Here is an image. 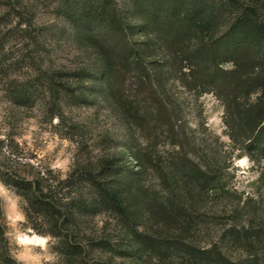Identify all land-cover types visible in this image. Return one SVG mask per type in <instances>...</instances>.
<instances>
[{
    "label": "trees",
    "instance_id": "obj_1",
    "mask_svg": "<svg viewBox=\"0 0 264 264\" xmlns=\"http://www.w3.org/2000/svg\"><path fill=\"white\" fill-rule=\"evenodd\" d=\"M0 2L22 19L17 11L21 0ZM139 11L145 18L132 23L131 17ZM58 13L72 28L77 45L93 52L95 64L44 73V89L55 103L84 104L89 96L100 93L128 121V117L134 119L128 103L164 107L157 89L162 88L168 69L186 76L200 92L211 90L226 98L234 113L226 121L228 136L243 145L246 153L256 151L264 160V0H125L123 4L73 0L60 6ZM152 25L160 27L152 30ZM2 38L0 32V65L6 62ZM228 63L232 69L224 71L221 66ZM125 73H134L129 81L139 90L132 102L128 95L116 92L117 84L126 82ZM256 90L261 91L256 102L242 104L241 98ZM28 98L26 90L13 92L18 105ZM174 139L179 136L175 134ZM120 159L121 166L111 157L76 162L55 185L30 164L33 171L28 176L0 167V181L22 199L27 218L46 219L50 231L38 233L55 241L54 252L64 264H84L87 248L107 252L105 264H140L148 253L159 249L160 254L167 253L171 246L191 264H264V225L224 232L222 240L244 252L238 259L220 245L198 248L181 236L168 245L166 241L171 240L141 229L151 224L177 228L180 235L190 233L197 203L221 189L216 170L201 166L181 147L166 162L147 148L131 145ZM151 176L158 181L156 190L148 182ZM104 216L111 219L116 238L106 234V227L98 232L82 229L83 220ZM7 233L0 199V264H20Z\"/></svg>",
    "mask_w": 264,
    "mask_h": 264
},
{
    "label": "rangeland",
    "instance_id": "obj_2",
    "mask_svg": "<svg viewBox=\"0 0 264 264\" xmlns=\"http://www.w3.org/2000/svg\"><path fill=\"white\" fill-rule=\"evenodd\" d=\"M71 2L21 0L17 11L22 19L0 2V32L6 60L0 65V167L28 176L32 170L30 164L55 185L76 162L95 163L111 157L121 166V154L130 145L134 149L147 148L164 162L181 147L201 166L219 173L217 184L221 189L210 192L197 203L190 233L180 235L175 231L177 228L167 230L151 224L141 229L171 240L166 241L168 245L181 236L198 248L220 245L231 258H241L244 252L240 246L226 243L222 236L232 228L264 225V160L256 151L249 155L243 145L228 136L230 129L226 121L234 116L230 103L214 91L200 92L186 76L168 69L162 77V88L157 89L164 107L142 103L135 97L139 102L128 103L134 113V119L128 117V121L118 106L100 93L89 96L84 104L55 103L44 89V73H56L63 67L79 68L82 63L95 64L93 52L77 45L72 28L58 13L60 6ZM135 18L145 17L139 11L131 17L132 23ZM151 27L153 30L160 26ZM221 68L229 71L232 65L224 64ZM125 75V84L118 83L116 92L128 95L132 102L139 90L129 81L134 73ZM24 90L29 98L18 105L12 99L13 92ZM260 94L256 90L241 98V102L253 105ZM175 134L179 139H174ZM148 182L156 190L157 179L151 176ZM178 187L181 189V185ZM0 199L16 260L20 264H64L54 252L55 241L38 233L50 231L46 219L27 218L22 199L1 181ZM110 224L107 216L96 221L85 219L82 229L98 232L106 227V234L116 238L118 234L111 231ZM172 248L163 254L159 253L161 249L148 253L140 264H191L184 253ZM86 251L89 256L84 264L109 261L107 252H91L90 248Z\"/></svg>",
    "mask_w": 264,
    "mask_h": 264
}]
</instances>
